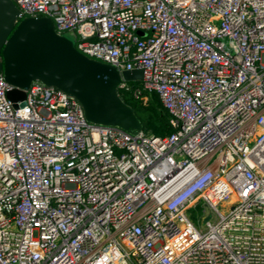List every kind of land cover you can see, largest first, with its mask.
<instances>
[{"label":"built area","instance_id":"built-area-1","mask_svg":"<svg viewBox=\"0 0 264 264\" xmlns=\"http://www.w3.org/2000/svg\"><path fill=\"white\" fill-rule=\"evenodd\" d=\"M11 1L141 70L118 91L156 93L172 132L37 81L13 108L0 72V264H264V0Z\"/></svg>","mask_w":264,"mask_h":264},{"label":"water","instance_id":"water-1","mask_svg":"<svg viewBox=\"0 0 264 264\" xmlns=\"http://www.w3.org/2000/svg\"><path fill=\"white\" fill-rule=\"evenodd\" d=\"M0 72L14 87L8 93L13 108L24 105L25 90L37 81L75 98L92 124L141 129L133 109L118 95L119 83L140 81L141 70L119 73L84 56L69 38L55 32L49 19L20 18L11 0H0Z\"/></svg>","mask_w":264,"mask_h":264},{"label":"trees","instance_id":"trees-1","mask_svg":"<svg viewBox=\"0 0 264 264\" xmlns=\"http://www.w3.org/2000/svg\"><path fill=\"white\" fill-rule=\"evenodd\" d=\"M118 95L134 111L141 123V130L149 136L162 137L172 132L169 113L162 106L156 93H150L146 102L135 99L130 93L119 90Z\"/></svg>","mask_w":264,"mask_h":264},{"label":"rangeland","instance_id":"rangeland-1","mask_svg":"<svg viewBox=\"0 0 264 264\" xmlns=\"http://www.w3.org/2000/svg\"><path fill=\"white\" fill-rule=\"evenodd\" d=\"M63 36L69 38L74 43V37L70 33L65 32V33H63Z\"/></svg>","mask_w":264,"mask_h":264}]
</instances>
